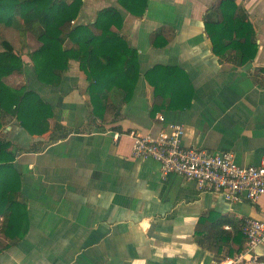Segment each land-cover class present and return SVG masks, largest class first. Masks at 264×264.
<instances>
[{
    "label": "crops",
    "instance_id": "1",
    "mask_svg": "<svg viewBox=\"0 0 264 264\" xmlns=\"http://www.w3.org/2000/svg\"><path fill=\"white\" fill-rule=\"evenodd\" d=\"M221 1L148 0L145 13L135 16L117 0H83L71 24L92 25L99 10H120L123 24L112 31L136 49L140 76L127 101L113 90L94 118L89 81L79 63L69 60L59 87L32 85L52 108L45 134L29 136L14 117L3 115L0 139L12 145L9 180L15 202L25 206L27 230L23 237L21 226L5 233L0 215V264H217L243 250L241 219H264V199L232 203L181 176L162 179L157 162L131 156L126 135H155L179 124L186 148L232 152L241 166L260 163L264 0H234L257 46L245 63L235 49L217 54L206 32V22L219 18ZM163 40L166 45H153ZM25 56L31 64L27 50ZM153 69L159 70L153 82L173 70V81L167 79L159 94L146 77ZM153 106L159 107L154 115ZM61 133L66 137L50 140ZM113 133L119 134L116 141ZM220 222L227 240L213 236ZM256 253L257 262L247 264H264V248Z\"/></svg>",
    "mask_w": 264,
    "mask_h": 264
},
{
    "label": "trees",
    "instance_id": "2",
    "mask_svg": "<svg viewBox=\"0 0 264 264\" xmlns=\"http://www.w3.org/2000/svg\"><path fill=\"white\" fill-rule=\"evenodd\" d=\"M148 0H117V3L130 14L142 16L147 9ZM83 5V0H0V26L10 27L18 32L23 47L27 34H31L39 44L37 48L27 49L31 64L25 63L12 45L2 41L0 51V129L4 114L14 117L17 125L29 136H41L49 130L48 120L52 117L51 106L32 88L33 83L59 87L69 60L79 63L80 70L89 81L88 94L92 116L100 117L106 106V100L113 90L122 93V101H127L140 76L136 49L112 28L120 29L123 14L115 7L99 10L92 25H72ZM234 0H222L216 22H206V32L213 50L224 54L229 49L239 52L242 63L254 58L256 44L251 24L246 17L236 15ZM91 26L96 30L93 31ZM155 35H161V30ZM69 41L71 46H67ZM156 42V41H155ZM153 43L154 46L166 45ZM159 70H151L146 77L159 94V89L167 79L172 80L173 70L161 76V82H153L151 75ZM168 71V70H167ZM24 77V82L10 84ZM188 102L179 107L185 108ZM171 108L175 109L173 105ZM158 106H153L151 114H156ZM115 130V129H114ZM66 134L51 137L50 140L63 139ZM9 141L0 139V215H4L3 227L9 234L12 228L22 227L19 237L26 233L25 206L14 200L16 190L9 180V169L14 159L9 150ZM6 211H11L6 216ZM202 222V221H201ZM222 222L216 224V237L221 235L227 240L228 232L220 230ZM213 237V238H214Z\"/></svg>",
    "mask_w": 264,
    "mask_h": 264
},
{
    "label": "built area",
    "instance_id": "3",
    "mask_svg": "<svg viewBox=\"0 0 264 264\" xmlns=\"http://www.w3.org/2000/svg\"><path fill=\"white\" fill-rule=\"evenodd\" d=\"M164 122L162 115L158 116ZM184 128L179 124H168L155 135L130 131L131 156L152 159L159 165L160 176L165 179L174 174L192 181L201 192L221 195L236 203L242 199L258 202L264 199V152L258 165L241 166L234 160L232 152L216 153L199 148H186L181 138ZM113 140L119 138L112 134ZM240 231L244 237L243 250L217 264L256 263L257 248H264V219L244 217Z\"/></svg>",
    "mask_w": 264,
    "mask_h": 264
},
{
    "label": "rangeland",
    "instance_id": "4",
    "mask_svg": "<svg viewBox=\"0 0 264 264\" xmlns=\"http://www.w3.org/2000/svg\"><path fill=\"white\" fill-rule=\"evenodd\" d=\"M2 41L9 42L14 51L22 56L24 60H28L25 56V52L28 48L32 49L37 45L35 38L31 34H27V38L24 39V43L27 44L28 48L23 47L22 40L17 31L10 27L0 26V51L2 50ZM8 83L15 84L19 83L20 78L16 82L14 79L8 78L6 79Z\"/></svg>",
    "mask_w": 264,
    "mask_h": 264
}]
</instances>
